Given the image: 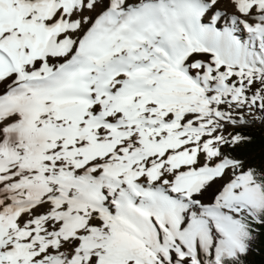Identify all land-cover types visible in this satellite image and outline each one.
<instances>
[{
  "label": "snow or ice",
  "instance_id": "obj_1",
  "mask_svg": "<svg viewBox=\"0 0 264 264\" xmlns=\"http://www.w3.org/2000/svg\"><path fill=\"white\" fill-rule=\"evenodd\" d=\"M264 0H0V264H248Z\"/></svg>",
  "mask_w": 264,
  "mask_h": 264
},
{
  "label": "trees",
  "instance_id": "obj_2",
  "mask_svg": "<svg viewBox=\"0 0 264 264\" xmlns=\"http://www.w3.org/2000/svg\"><path fill=\"white\" fill-rule=\"evenodd\" d=\"M242 134L250 136L251 142L238 145L231 154L242 158L246 165L257 166L256 162L264 159V127H257ZM253 247L254 251L247 257L248 264H264V229Z\"/></svg>",
  "mask_w": 264,
  "mask_h": 264
},
{
  "label": "rangeland",
  "instance_id": "obj_3",
  "mask_svg": "<svg viewBox=\"0 0 264 264\" xmlns=\"http://www.w3.org/2000/svg\"><path fill=\"white\" fill-rule=\"evenodd\" d=\"M257 127H264V126H261L259 123H255V124H252V125L247 126V127L232 129V131L233 132H240L242 134V133L250 131L252 129H256ZM256 164L258 167L261 166L262 164H264V159L257 161Z\"/></svg>",
  "mask_w": 264,
  "mask_h": 264
}]
</instances>
